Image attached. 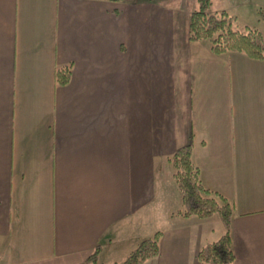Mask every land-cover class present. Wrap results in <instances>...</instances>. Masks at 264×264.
Instances as JSON below:
<instances>
[{"label":"crops","instance_id":"1","mask_svg":"<svg viewBox=\"0 0 264 264\" xmlns=\"http://www.w3.org/2000/svg\"><path fill=\"white\" fill-rule=\"evenodd\" d=\"M192 9L0 0V264H114L156 231L142 264H201L223 229L177 213L187 144L232 205V264H264V59L190 41Z\"/></svg>","mask_w":264,"mask_h":264},{"label":"trees","instance_id":"2","mask_svg":"<svg viewBox=\"0 0 264 264\" xmlns=\"http://www.w3.org/2000/svg\"><path fill=\"white\" fill-rule=\"evenodd\" d=\"M108 1L121 2L124 0ZM194 1L196 6L189 14L190 41L207 43L214 54L241 52L253 59H264V36L257 28L235 29L226 11L211 9L212 0ZM69 74V67L56 70V82L66 84ZM167 160L173 167V178L181 197L182 209L177 213L183 217L194 216L204 220L216 216L222 225V235L217 240L206 243L197 252L198 262L201 264H232L234 261L230 228L232 205L220 193L203 186L200 171L192 161L191 144L178 147ZM160 235L161 232L156 231L151 237L142 239L123 261L114 264H142L157 256ZM98 249L99 247L96 246L87 259L94 261Z\"/></svg>","mask_w":264,"mask_h":264},{"label":"rangeland","instance_id":"3","mask_svg":"<svg viewBox=\"0 0 264 264\" xmlns=\"http://www.w3.org/2000/svg\"><path fill=\"white\" fill-rule=\"evenodd\" d=\"M134 1L145 2L143 0ZM162 1L173 4H189L191 9L193 6L194 8L196 6L194 0ZM211 9L214 11L225 10L226 13L231 17L232 26L235 29L244 30L246 27H255L264 36V0H212Z\"/></svg>","mask_w":264,"mask_h":264}]
</instances>
